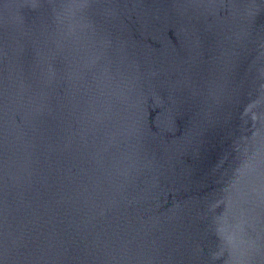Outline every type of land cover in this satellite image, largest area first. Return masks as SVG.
<instances>
[{"label": "water", "instance_id": "obj_1", "mask_svg": "<svg viewBox=\"0 0 264 264\" xmlns=\"http://www.w3.org/2000/svg\"><path fill=\"white\" fill-rule=\"evenodd\" d=\"M0 264H264V0H0Z\"/></svg>", "mask_w": 264, "mask_h": 264}]
</instances>
